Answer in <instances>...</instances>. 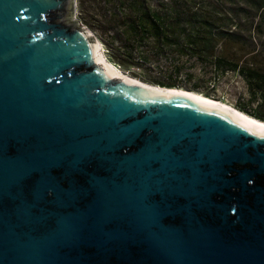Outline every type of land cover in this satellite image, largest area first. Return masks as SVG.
Instances as JSON below:
<instances>
[{
    "label": "water",
    "instance_id": "obj_1",
    "mask_svg": "<svg viewBox=\"0 0 264 264\" xmlns=\"http://www.w3.org/2000/svg\"><path fill=\"white\" fill-rule=\"evenodd\" d=\"M75 6L0 0V264H264V130L112 77Z\"/></svg>",
    "mask_w": 264,
    "mask_h": 264
},
{
    "label": "trees",
    "instance_id": "obj_2",
    "mask_svg": "<svg viewBox=\"0 0 264 264\" xmlns=\"http://www.w3.org/2000/svg\"><path fill=\"white\" fill-rule=\"evenodd\" d=\"M88 1L98 2L93 21L108 38L101 40L115 44L120 59L141 66L154 63L152 68L165 74L152 85L199 94L197 85H181L192 79L190 70L208 69L212 78L232 72L264 102V74L249 63L264 54V40H258L264 31V0ZM78 4L85 10L84 0ZM184 69L189 71L182 73ZM237 109L264 122V111Z\"/></svg>",
    "mask_w": 264,
    "mask_h": 264
},
{
    "label": "rangeland",
    "instance_id": "obj_3",
    "mask_svg": "<svg viewBox=\"0 0 264 264\" xmlns=\"http://www.w3.org/2000/svg\"><path fill=\"white\" fill-rule=\"evenodd\" d=\"M85 4L83 7L85 10H81L79 8V0H75V13L72 20L76 21L78 26L88 30L95 39L100 43L102 50H104V55L106 59L114 65L121 73L127 75L131 78L137 79L138 81L147 83L152 85V80H161V76H165V74L158 72L153 69L154 63L149 65H138L134 62H130L124 59H120L117 52L113 49L115 44H112L113 47L106 45L101 39L108 38L101 32V30L96 28V23L93 21L97 20L94 12V8L98 7V2H89L88 0H84ZM264 40V31H262V35L258 37V40ZM255 41H258L256 36L254 38ZM249 60V59H248ZM246 61V59L244 60ZM255 68L261 71L264 74V54H260L256 57L252 58V61L249 60ZM162 65V64H159ZM185 71H189L188 69H184L182 73ZM192 72V79L185 80L184 84H181L185 87H190V85L195 84L199 88V94L203 95V93H207L209 98L222 101L231 105L234 108L243 107L247 111L257 109L259 113H263L264 111V102L262 99L247 87L244 81L239 78L235 73L228 72L222 77H213L211 73L208 72V69L205 71H200L199 68H194L190 70ZM200 71V72H199ZM204 72V73H202ZM211 78L210 81L207 80ZM180 78H184L183 74H180ZM180 89H184L181 87ZM187 91V90H186ZM238 110V109H237Z\"/></svg>",
    "mask_w": 264,
    "mask_h": 264
},
{
    "label": "bare ground",
    "instance_id": "obj_4",
    "mask_svg": "<svg viewBox=\"0 0 264 264\" xmlns=\"http://www.w3.org/2000/svg\"><path fill=\"white\" fill-rule=\"evenodd\" d=\"M90 36L92 37V39L94 40V42L97 45L98 48V54L101 58V60L104 62L105 64V71L111 75L114 78L117 79H123L127 82L133 83L135 85H139L141 87H144L145 89H154V88H149V87H157L160 88L158 86L155 85H150L141 81H138L137 79L131 78L127 75H124L123 73H121L114 65H112L105 57L104 55V50H102V47L100 45V43L95 39V37L88 31L86 30ZM162 89H166V88H162ZM178 90L180 92H182L185 95H189L190 97H193L194 99L202 102V103H206L207 105L214 107L218 110L223 111L224 113H228L229 115H231L232 117L238 119L239 121H241L242 123L252 126V127H256V129L258 130H264V122L254 119L253 117L245 114L244 112H241L239 110H237L236 108L232 107L231 105L209 98V97H205L201 94H196V93H192L186 90H182V89H175ZM158 91H162V90H158Z\"/></svg>",
    "mask_w": 264,
    "mask_h": 264
}]
</instances>
